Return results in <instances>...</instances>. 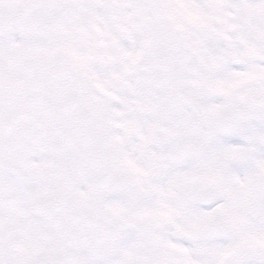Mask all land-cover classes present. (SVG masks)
<instances>
[{"label": "snow or ice", "instance_id": "6c2138e0", "mask_svg": "<svg viewBox=\"0 0 264 264\" xmlns=\"http://www.w3.org/2000/svg\"><path fill=\"white\" fill-rule=\"evenodd\" d=\"M0 264H264V0H0Z\"/></svg>", "mask_w": 264, "mask_h": 264}]
</instances>
